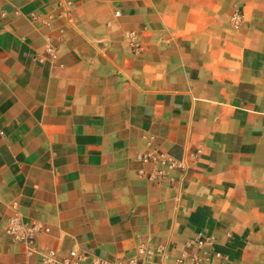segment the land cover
<instances>
[{"label": "crops", "instance_id": "crops-1", "mask_svg": "<svg viewBox=\"0 0 264 264\" xmlns=\"http://www.w3.org/2000/svg\"><path fill=\"white\" fill-rule=\"evenodd\" d=\"M153 150L184 167L140 177ZM141 244L264 264V0H0V264Z\"/></svg>", "mask_w": 264, "mask_h": 264}, {"label": "built area", "instance_id": "built-area-1", "mask_svg": "<svg viewBox=\"0 0 264 264\" xmlns=\"http://www.w3.org/2000/svg\"><path fill=\"white\" fill-rule=\"evenodd\" d=\"M119 15V12H116ZM232 22L235 26H239L243 22V16L240 13L232 15ZM130 44L132 49L139 51L141 43L135 31L130 33ZM139 160L143 164L150 165L149 169L141 168L138 171L140 177L148 180L155 181L156 183L162 182L171 171H178L182 169L183 163L172 158L169 154L162 150L147 151L139 156ZM50 232V228L40 223H28L23 221L19 215H14L6 229L5 233L8 234L14 242L25 244L30 251H38L37 239L40 235ZM199 248L204 244L201 240L198 241ZM193 245H189L185 251V255L180 257L178 262L184 263L186 257L191 255ZM156 254L154 248L147 244H141L138 247L136 256L127 257L122 255L115 258H106L97 255L85 249H72L70 251L60 253L56 249H51L43 254L44 264H142L143 262L151 260ZM192 264H200V257H193Z\"/></svg>", "mask_w": 264, "mask_h": 264}]
</instances>
